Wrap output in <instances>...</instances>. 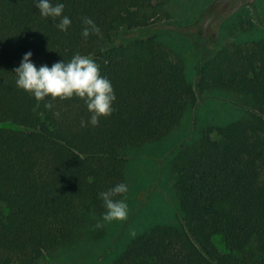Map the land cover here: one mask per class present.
Returning <instances> with one entry per match:
<instances>
[{
    "label": "trees",
    "instance_id": "1",
    "mask_svg": "<svg viewBox=\"0 0 264 264\" xmlns=\"http://www.w3.org/2000/svg\"><path fill=\"white\" fill-rule=\"evenodd\" d=\"M52 2L64 3L67 31L56 27L61 18L41 16L36 0H0V264H42L82 236L99 240V193L128 185L129 152L163 140L197 103L185 64L160 36L116 43L120 30L166 17L164 2ZM85 17L98 34L82 37ZM243 24L251 30L245 20L235 32ZM28 51L37 66L92 58L111 81L114 111L92 126L79 97L37 102L16 86L14 69ZM194 74L200 91L231 94L244 111L204 128L167 161L182 223L145 229L109 264H264V36L223 47Z\"/></svg>",
    "mask_w": 264,
    "mask_h": 264
},
{
    "label": "rangeland",
    "instance_id": "2",
    "mask_svg": "<svg viewBox=\"0 0 264 264\" xmlns=\"http://www.w3.org/2000/svg\"><path fill=\"white\" fill-rule=\"evenodd\" d=\"M166 17L156 19L145 29L120 30L116 43L160 36L180 58L192 77L197 103L181 124L158 143L148 144L126 156L128 216L125 220L104 223L99 240L82 236L75 243L46 255L42 264H109L135 235L155 225H179L182 218L169 192L166 164L183 146L198 139L204 128L226 124L233 110L244 108L231 94L205 93L197 87L195 66L223 47L249 43L264 36V0H159ZM156 3V2H154ZM250 22L251 30L236 31L234 24ZM231 25L233 35H227ZM217 140L215 131L211 134ZM219 250L223 245L214 239Z\"/></svg>",
    "mask_w": 264,
    "mask_h": 264
},
{
    "label": "clouds",
    "instance_id": "3",
    "mask_svg": "<svg viewBox=\"0 0 264 264\" xmlns=\"http://www.w3.org/2000/svg\"><path fill=\"white\" fill-rule=\"evenodd\" d=\"M36 7L43 17L61 18L56 27L60 31H67L71 25V19L62 15L64 3H53L52 0H36ZM85 27L81 35L87 38L90 33H99V28L90 18H83ZM33 53L26 52L18 67L14 69L16 74V86L24 91L30 92L37 102L45 100L46 97L69 99L73 96L84 100L90 119L88 123L92 126L99 124L101 116H108L114 111L112 105L116 95L111 81L100 74L99 65L89 56L76 54L65 63L58 61L51 66L43 64L37 66L32 60ZM39 107V103L37 104ZM45 109H52L53 104H44ZM59 115V113H55ZM83 124V121H82ZM129 191L126 183H119L107 191L99 193L106 212L102 215V222H97L96 227L102 228L104 223L113 220H125L128 216V204L126 197L113 199L117 195L126 194Z\"/></svg>",
    "mask_w": 264,
    "mask_h": 264
}]
</instances>
